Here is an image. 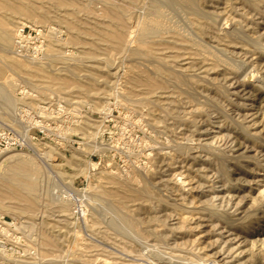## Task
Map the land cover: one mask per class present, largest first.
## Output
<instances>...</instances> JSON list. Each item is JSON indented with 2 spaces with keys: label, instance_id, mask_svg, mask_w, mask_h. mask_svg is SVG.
<instances>
[{
  "label": "rangeland",
  "instance_id": "obj_1",
  "mask_svg": "<svg viewBox=\"0 0 264 264\" xmlns=\"http://www.w3.org/2000/svg\"><path fill=\"white\" fill-rule=\"evenodd\" d=\"M44 1L57 16L35 22L13 12L27 0H0V129L28 131L46 116L49 131L9 151L41 169L33 213L0 160V264H264V0H77L72 11ZM109 2L125 16L120 42ZM157 3L164 25L143 43ZM24 24L54 30L42 59L14 52ZM90 72L95 87L77 92ZM138 72L160 82L152 97L131 90ZM56 103L66 106L57 125L42 114ZM23 106L37 110L33 123L16 115ZM113 174L135 192L104 193Z\"/></svg>",
  "mask_w": 264,
  "mask_h": 264
},
{
  "label": "bare ground",
  "instance_id": "obj_2",
  "mask_svg": "<svg viewBox=\"0 0 264 264\" xmlns=\"http://www.w3.org/2000/svg\"><path fill=\"white\" fill-rule=\"evenodd\" d=\"M36 1L37 0H27V2L24 4V3H22L21 2V4L20 3H18V4H20V5H18V6H16V7H12L13 8V12L16 14H19L20 16H25V17H29V18H31L32 16H34V18H36L35 19V22H45L46 20H50V19H52V18H54V17H56L57 16V13L54 11V10H52L47 4H46V2L47 1H39V4H41V9H42V13H41V15H40V18L38 17L39 15H37V13H36V8L37 7H35V5H34V3H36ZM87 1V0H86ZM177 1H184V2H186L187 3V6L188 5H191V7L194 5L193 4V1L194 0H168V2H170L171 4H174V3H176ZM20 2V1H19ZM38 2V1H37ZM49 2V1H48ZM76 2H78L77 0L75 1V0H60L59 2H58V4L60 5V6H64V7H66V8H68V9H70L71 11L72 10H75V5H77V4H75ZM163 2V1H162ZM91 3V2H90ZM110 4H111V6H110V8L108 9L109 11H107L106 12V14H109V15H111V17H112V19L115 21V22H117V24H119L121 27H117L118 28V30H115V31H112L113 33H112V38L113 37H115V39H116V41H119L120 39H122L123 38V36H124V28H123V25H124V20H125V16L123 15V13L120 11V10H118V8H116L115 6L116 5H114V2H113V4L111 3V2H109ZM37 4V3H36ZM86 5H88V4H86ZM153 5V4H152ZM167 5V4H166ZM11 6V5H10ZM89 6V5H88ZM170 6V5H169ZM154 10L153 11H155L154 12V14L152 13V14H150V17H149V19L147 20L148 22H146L147 24L146 25H144L142 28H141V31H140V40H141V42H145L146 40H147V38H149L150 37V35H152V34H154L155 32H157V31H159L160 29H161V26H163L162 25V23H164L163 22V19H165V15H166V12H165V9L163 8V6H161V5H159L158 3L157 4H154ZM194 8V7H193ZM147 9V8H146ZM180 9V8H179ZM151 10V9H150ZM75 12V11H74ZM168 13V12H167ZM11 15V14H10ZM149 15V14H148ZM107 16V15H106ZM38 17V18H37ZM167 18H169V17H167ZM169 21L171 20V19H168ZM78 21V27H77V31L79 32L78 33V35H77V37L79 38V35H80V32H82L83 33V31H81V29L85 26V25H82V24H84L85 22H82V19L80 20V19H78L77 20ZM127 21V20H126ZM168 21V22H169ZM165 22H167V19H166V21ZM171 22V21H170ZM168 24V23H167ZM171 25V24H170ZM88 27V28H87ZM87 27H85V29H92L93 27L92 26H90L89 27V25L87 26ZM163 30V29H162ZM111 31V30H110ZM133 31V30H132ZM181 35V34H180ZM9 35L7 34V32H5L4 34H2L1 36H0V40L1 41H3V42H8L9 41V37H8ZM81 36V35H80ZM82 37V36H81ZM80 37V38H81ZM89 37V36H88ZM87 38V37H86ZM90 38V37H89ZM171 38H173V37H171ZM178 38V37H177ZM103 39V38H102ZM10 40H12V39H10ZM90 40V39H89ZM91 40H92V38H91ZM163 40V39H162ZM173 40H175V39H173ZM83 41V40H82ZM96 43H97V41H95ZM120 42V41H119ZM142 43V44H143ZM176 43V45H177V42H175ZM101 44V43H100ZM160 44V43H159ZM174 45V44H173ZM181 45V44H180ZM85 46H87V45H85ZM104 46V45H103ZM128 46V45H127ZM175 46V45H174ZM191 46V45H190ZM99 47V46H98ZM154 47V46H153ZM161 46H159V47H157V49L158 48H160ZM85 48V47H84ZM86 48H88V47H86ZM91 48H93L92 46H91ZM90 48V49H91ZM94 48H96V47H94ZM162 48V47H161ZM165 48V47H164ZM180 48V47H179ZM89 49V48H88ZM96 49H98V48H96ZM137 49V48H136ZM155 49V48H154ZM142 50V49H141ZM170 50V49H169ZM175 50H177V49H175ZM94 51H96L95 49H94ZM151 51V50H150ZM153 51H155V50H153ZM180 51V50H179ZM177 52V51H176ZM96 53V52H95ZM152 53H154V52H152ZM156 53V52H155ZM178 53H180V52H178ZM142 54H145V53H143L142 52ZM96 55V54H95ZM16 57H17V55H15ZM84 58H86V59H88L87 61H89V62H93L92 61V59L94 60V57H93V54H92V52L90 51V50H88V51H86L85 52V57ZM19 59V58H18ZM23 59V58H22ZM88 64V63H87ZM89 66H91L92 67V65H89ZM94 67V66H93ZM89 71H91V70H89ZM70 73V72H69ZM72 73V72H71ZM139 73V72H138ZM157 73V72H156ZM73 74V73H72ZM74 75H76V74H74ZM88 75V77H86L85 76V78L86 79H84V80H78V83H81L80 85H77L76 87V91L77 92H79V93H83V94H87L90 90H91V88H93V87H95L94 85V83H93V76L91 77V75H93L92 74V72H90V73H88L87 74ZM90 75V76H89ZM76 77H78L77 75H76ZM76 77H75V79H76ZM183 77V76H182ZM58 78V77H57ZM59 79V78H58ZM133 81H132V83H131V90L133 91V92H135L136 94L135 95H137V92H139L138 94L140 95V94H146V95H152L150 92L153 90V88L156 86V85H159L160 84V82L158 83V81L157 80H153V79H151L150 77H148V75H143V74H135V76L133 77V79H132ZM11 81V80H10ZM9 80L7 81L8 83L10 82ZM67 81H69L68 79H65L64 78V80H62V78H61V81H59V84H67ZM94 81H95V79H94ZM55 83H57V82H55ZM11 84V83H10ZM65 84V85H66ZM162 88H163V86H162ZM6 89V86H5V88H0V96H7V90H5ZM97 89H100L99 87L97 88ZM35 90V89H34ZM67 90V89H66ZM69 90H71V89H69ZM96 90V89H95ZM68 91V90H67ZM92 91V90H91ZM97 92H98V90H96ZM95 91V92H96ZM155 92H156V90H155ZM69 93L70 94H73L74 93V91H69ZM90 93V92H89ZM94 93V92H93ZM152 93H153V91H152ZM96 94V93H95ZM94 94V95H95ZM134 94V93H133ZM93 95V96H94ZM100 95V94H99ZM144 96V95H143ZM149 96V97H150ZM138 97V96H137ZM140 97V96H139ZM152 97V96H151ZM150 97V98H151ZM144 99H146V98H148L147 96L146 97H143ZM72 99V98H71ZM70 99V100H71ZM149 99V98H148ZM149 101H150V99H149ZM151 101H152V99H151ZM139 102V101H138ZM73 104H74V102H72ZM71 103V104H72ZM145 103V102H144ZM76 104H77V102H76ZM144 105V104H143ZM142 105V106H143ZM147 104L145 103V106H146ZM72 106H74V107H77V106H75V104L74 105H72ZM59 107V106H58ZM69 107V106H68ZM71 107V106H70ZM73 107V108H74ZM147 107V106H146ZM52 108H55V107H50V108H48V107H43V111H42V114H44V113H46V114H49V111H50V109H52ZM78 108V107H77ZM77 108H75V109H77ZM104 108V107H103ZM71 110V109H70ZM76 111V110H75ZM77 111H79V110H77ZM80 111H82V110H80ZM79 111V112H80ZM67 114H69V113H67ZM76 114V113H75ZM78 114V113H77ZM83 113H81L80 115H82ZM9 116V115H8ZM80 118H81V116H79ZM83 118V117H82ZM85 119V118H84ZM38 123V122H37ZM83 123V122H82ZM39 124V123H38ZM85 125L84 126H81L80 128H81V130H83V134L85 135V136H88L89 137V134H91V126H89L88 125V123L85 121V123H84ZM40 125V124H39ZM42 125V124H41ZM92 126H94V125H92ZM1 130V129H0ZM80 129L78 130V131H81ZM88 143V142H87ZM82 153H83V151H82ZM83 155V154H82ZM40 156H45L44 154H40ZM26 157V156H25ZM6 160V159H8L9 160V169H7L8 171H7V176H5V178H6V180L9 182H12L13 184H15V189H12L13 191H11L12 192V195H14L15 197L17 196V197H21V198H25V197H28V200H30V199H34V203L32 202V201H30V204H28V203H25L24 202V204H23V208L24 207H26L27 209H28V211H31L32 212V210H33V208H34V206H35V204L36 205H38V202H36V198H37V189H38V184H37V180L39 179V177H40V174H41V169L40 168H38L37 166H36V163H35V160L34 159H32V158H28V159H24V158H22L19 154H10L9 155V151H4V152H0V160ZM85 159V158H84ZM45 161H46V166L48 167V169L51 167V166H53V164L51 163V159H49V160H46L45 159ZM44 161V162H45ZM89 163L90 162H88V165H89ZM91 164V163H90ZM87 165V166H88ZM81 166H82V164H81ZM86 167V166H85ZM84 167V168H85ZM89 167V166H88ZM53 169V168H52ZM87 169V168H86ZM55 170V169H54ZM78 170V172H80V173H84L86 170L85 169H81V168H78L77 169ZM91 168H88L87 169V172L90 174L91 173ZM57 171V170H56ZM61 176H64L63 175V172H61V171H57ZM117 173V172H116ZM58 176V175H57ZM72 178V177H71ZM122 179V178H121ZM66 182L67 183H70V185L69 186H72L71 184L73 183V180H66ZM5 188V187H4ZM145 187H143V188H141V190H143V191H146V189H144ZM89 189H90V184L88 185V187H86V188H84L83 190H82V192H84L85 194L86 193H88V191H89ZM109 189H117V190H119V191H121V192H123V193H125V194H127V193H130V192H135V190H136V188H134L133 187V185H131V184H127V183H124L123 181H121L120 179H119V177L118 176H115L114 174L113 175H111L108 179H107V181H106V186L103 188V192L104 193H110L111 192V190H109ZM75 190V189H74ZM101 192V191H100ZM79 195V194H78ZM33 196H34V198H33ZM60 196V195H59ZM86 196V195H85ZM56 197H58V196H56ZM60 198V197H59ZM120 199H122V197L120 198ZM58 201H59V199H58ZM22 207V206H21ZM57 207H59V208H61L62 210H65V208H66V204L64 203V202H60V204H59V206H57ZM37 208V207H36ZM50 209V208H49ZM51 210V209H50ZM33 213V212H32ZM54 243H56L55 241H54ZM54 243H53V245H54ZM101 252V251H100ZM96 257V256H95ZM105 259V258H104ZM102 261V260H101ZM85 263V262H84Z\"/></svg>",
  "mask_w": 264,
  "mask_h": 264
},
{
  "label": "built area",
  "instance_id": "obj_3",
  "mask_svg": "<svg viewBox=\"0 0 264 264\" xmlns=\"http://www.w3.org/2000/svg\"><path fill=\"white\" fill-rule=\"evenodd\" d=\"M53 31L54 30L52 29V27L44 25L24 24L19 26L14 36V52L20 57L27 58L33 61L42 59V57H44L46 53L45 46L48 40V36ZM56 104L61 105L60 103ZM65 108L66 106L61 105L59 107L57 106L50 109L48 119L50 120L51 124H58L57 122H59L62 119L63 115L66 114ZM16 115L19 116L20 119L24 120H20L22 124L28 125L31 122L33 123V121H31L32 118L37 117V110L32 112L31 110L23 106L17 108ZM24 118H29L30 120H26ZM41 120L46 121V116L40 117L39 121L41 122ZM35 128L44 133L49 132L46 131V129L42 127L41 124H33L29 127L28 131L23 130L21 132H18L17 130L11 129L9 127H2L0 130V150L19 151L28 148L32 149V146L30 145V140L32 138L30 133Z\"/></svg>",
  "mask_w": 264,
  "mask_h": 264
}]
</instances>
